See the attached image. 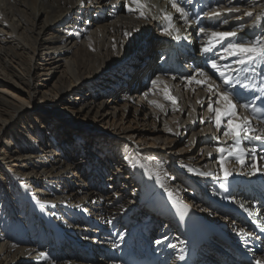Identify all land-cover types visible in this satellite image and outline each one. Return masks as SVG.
Listing matches in <instances>:
<instances>
[{
	"label": "bare ground",
	"instance_id": "6f19581e",
	"mask_svg": "<svg viewBox=\"0 0 264 264\" xmlns=\"http://www.w3.org/2000/svg\"><path fill=\"white\" fill-rule=\"evenodd\" d=\"M192 2L178 0L186 22L169 0L151 3L146 19L128 11L130 0H0V264H113L103 253L113 229L145 224L155 232L158 210L188 234L214 232L251 257L231 263L204 247L205 264H264V239L240 217L256 214L251 207L264 197V161L256 159L252 174L251 155L244 167L230 159L232 175L223 179L215 149L217 138L220 145L227 138L210 122L207 84L188 82L205 79L199 69L142 87L158 73V51H170L179 71L208 62L203 73L221 86L211 60L231 65L233 76L264 81V63L236 72L235 57L222 58L220 44L201 52L213 31L237 33L223 46L264 41V0H218L199 19ZM213 9L221 15H205ZM163 13L172 16L179 40L163 34ZM165 86L176 105L165 100ZM244 147L252 149L248 141ZM243 184L247 194L239 195ZM255 220L264 231V212Z\"/></svg>",
	"mask_w": 264,
	"mask_h": 264
},
{
	"label": "snow or ice",
	"instance_id": "6c2138e0",
	"mask_svg": "<svg viewBox=\"0 0 264 264\" xmlns=\"http://www.w3.org/2000/svg\"><path fill=\"white\" fill-rule=\"evenodd\" d=\"M131 7L128 8L130 13L136 12L138 13L139 18L146 19V11L147 6L143 2V0H130ZM172 8L175 9L176 12L180 13L184 16L185 21L187 22V14L185 10L179 5L178 0H169ZM231 11H239V9H231ZM206 16H220L221 13L213 9L211 12L205 13ZM244 15L251 17V12H245ZM163 18L166 21L165 27L162 29L163 34L172 36L173 39L179 40V35H173L174 32H178L179 30L175 28L172 24V16L163 13ZM155 19V17H153ZM260 17H257L259 20ZM227 23V20L224 21ZM256 21L253 22L255 25ZM201 33H206L207 30L205 28L200 29ZM130 35V33L125 32V36ZM237 33L233 31L229 32H211L208 42L205 46L201 48V52L208 53L213 50V48L220 44L222 48V52L225 54V57H235L233 63L237 66L235 69L236 72H247L249 69L247 65H253L257 62L264 63V41L261 40H253L249 42L237 41L230 42L227 46H223L222 42L230 37H236ZM211 67L216 70L217 74L221 77L223 81V86L217 84L216 81L211 80L210 77H207L205 73L200 72L199 75L205 76L204 80H198L195 77H189V83H197V84H207V92L210 94V99L207 103V111L210 114H213L210 122L213 123V126L220 132L222 130V134L227 140L223 145L219 144V138H217L218 146L216 147V152L218 153V158L216 163L219 165L220 171L223 174V179L227 180L229 176L232 175V171L226 167V163L231 159L234 160L236 164L240 167L245 166V157L248 155L252 156V162L250 164V168L252 170V174H255L259 169L257 168L256 163V149H247L244 147L246 141H250L252 139L261 141L264 143V133L260 135H256V129L252 128L251 120L248 117H241L239 115V109H244L245 111H250L255 115L257 112L261 111L257 109L254 105L250 103H239L240 92L237 91V88L247 90L251 87L248 82V77H244V79H240L239 76L232 75L231 65H225L224 69L221 68L217 64L215 60L210 61ZM211 80L210 83L208 81ZM158 82H162L160 77H157L156 80L153 81V84H157ZM214 97V99H213ZM164 98L165 100L171 101L173 105H176L177 98L170 95L167 86L164 89ZM155 103V102H151ZM197 103H201V101H197ZM157 107L163 108V105L156 104ZM201 123H205V120L201 119ZM230 140L229 144L227 141ZM260 159H264V157H260ZM190 171H192L190 169ZM200 175L208 176L211 173H200ZM157 182L159 183V177H157ZM223 187V185H221ZM168 196L170 199L173 197V193L169 192ZM182 204V202H180ZM243 206V205H241ZM184 209L188 208V205H183ZM240 234L242 235H250L244 231V229H240ZM157 243H162V241H157ZM169 247H174V245H168ZM41 256H45L44 253L40 254ZM183 259V256L180 257ZM256 264H260L259 261Z\"/></svg>",
	"mask_w": 264,
	"mask_h": 264
},
{
	"label": "rangeland",
	"instance_id": "374dc122",
	"mask_svg": "<svg viewBox=\"0 0 264 264\" xmlns=\"http://www.w3.org/2000/svg\"><path fill=\"white\" fill-rule=\"evenodd\" d=\"M160 2H161V0H145V4L147 5L148 8L151 7V3H152V5L154 4L155 6H157L158 3H160ZM69 134H70V132L68 133V135Z\"/></svg>",
	"mask_w": 264,
	"mask_h": 264
}]
</instances>
